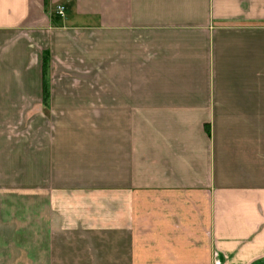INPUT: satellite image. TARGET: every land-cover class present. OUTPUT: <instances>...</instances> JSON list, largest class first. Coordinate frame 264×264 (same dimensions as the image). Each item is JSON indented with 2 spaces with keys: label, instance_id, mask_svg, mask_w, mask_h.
<instances>
[{
  "label": "crops",
  "instance_id": "0c3cea01",
  "mask_svg": "<svg viewBox=\"0 0 264 264\" xmlns=\"http://www.w3.org/2000/svg\"><path fill=\"white\" fill-rule=\"evenodd\" d=\"M0 264H264V0H0Z\"/></svg>",
  "mask_w": 264,
  "mask_h": 264
},
{
  "label": "built area",
  "instance_id": "2783aa9c",
  "mask_svg": "<svg viewBox=\"0 0 264 264\" xmlns=\"http://www.w3.org/2000/svg\"><path fill=\"white\" fill-rule=\"evenodd\" d=\"M55 14H57L58 16H62L63 15V6L61 4H57L56 5Z\"/></svg>",
  "mask_w": 264,
  "mask_h": 264
},
{
  "label": "trees",
  "instance_id": "16d2710c",
  "mask_svg": "<svg viewBox=\"0 0 264 264\" xmlns=\"http://www.w3.org/2000/svg\"><path fill=\"white\" fill-rule=\"evenodd\" d=\"M45 64H46V59H45V57H44V59H43V71L45 70ZM44 85H43V88H44V91H45V89H46V86H45V83H43Z\"/></svg>",
  "mask_w": 264,
  "mask_h": 264
}]
</instances>
